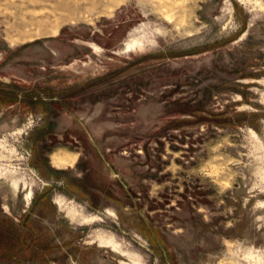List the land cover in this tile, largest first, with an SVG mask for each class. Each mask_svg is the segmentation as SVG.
Segmentation results:
<instances>
[{
	"label": "rangeland",
	"instance_id": "1",
	"mask_svg": "<svg viewBox=\"0 0 264 264\" xmlns=\"http://www.w3.org/2000/svg\"><path fill=\"white\" fill-rule=\"evenodd\" d=\"M0 264H264V0H0Z\"/></svg>",
	"mask_w": 264,
	"mask_h": 264
},
{
	"label": "crops",
	"instance_id": "2",
	"mask_svg": "<svg viewBox=\"0 0 264 264\" xmlns=\"http://www.w3.org/2000/svg\"><path fill=\"white\" fill-rule=\"evenodd\" d=\"M62 154L67 158V157H69V155L70 154H76V153H73V152H62ZM78 161V156H77V158H76V161H75V163ZM50 164L53 166V167H55V168H57V169H62V168H67L68 166H72V165H56V164H54L53 163V161H52V157H50ZM74 163V164H75Z\"/></svg>",
	"mask_w": 264,
	"mask_h": 264
}]
</instances>
